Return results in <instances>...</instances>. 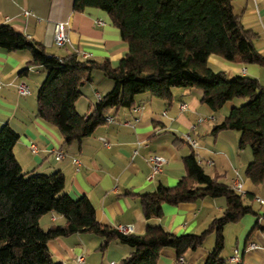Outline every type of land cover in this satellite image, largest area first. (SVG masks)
<instances>
[{"label": "trees", "instance_id": "1", "mask_svg": "<svg viewBox=\"0 0 264 264\" xmlns=\"http://www.w3.org/2000/svg\"><path fill=\"white\" fill-rule=\"evenodd\" d=\"M88 8L105 11L127 43L128 52L118 65L109 58H85L78 52L65 56L48 52L11 24H0V47L26 50L31 56L28 65L46 70L37 94V116L57 128L63 144L91 136L112 110L134 107L138 94L149 92L172 102L173 89L199 88L202 102L214 112L228 101L235 102L214 132L240 133L239 149L252 155L245 176L256 186L264 184V86L256 77L229 76L209 62L216 55L264 65V55L255 46L258 34L244 26L233 0H74V11ZM92 86L98 87V94L88 91ZM84 95L90 108L81 114L77 102ZM19 139L10 124L0 129V264H63L53 258L49 242L81 232L101 236V250L113 240L130 245L132 251L116 264H157L164 248L174 249L180 258L203 246L207 235L215 232L216 245L199 264H229L222 255L229 223L252 214L257 216L255 229L264 230L253 204L255 193L239 191L210 175L192 151L184 156L187 174L175 186L161 184L140 194L142 210L150 220L145 233H123L98 221L87 196L69 195L63 173L25 172L14 151ZM206 197L224 198L226 204L222 215L202 233L174 234L152 221L163 216L164 204ZM49 212L62 215L65 222L42 228L40 218Z\"/></svg>", "mask_w": 264, "mask_h": 264}, {"label": "crops", "instance_id": "2", "mask_svg": "<svg viewBox=\"0 0 264 264\" xmlns=\"http://www.w3.org/2000/svg\"><path fill=\"white\" fill-rule=\"evenodd\" d=\"M73 4L74 0H0V24H11L32 41L42 43L48 52L65 56L85 51L92 53L93 58H109L114 66L118 65L127 54L128 45L108 14L97 8L77 12ZM233 6L244 26L258 34L255 46L264 55V0H233ZM59 21H69L70 42L64 47L54 42V26ZM30 57L26 50L9 51L0 47V129L10 124L20 134L14 151L25 172L63 173L66 192L73 198L87 196L101 224L117 228L133 225L132 233H145L150 220L142 210L140 194L152 192L161 184L175 186L187 174L184 156L192 151L197 153L210 175L229 184L239 175L243 192L252 191L264 198V184L256 186L245 176L252 155L247 149H239L240 133L232 129L214 132L215 125L235 105L234 101H228L221 110L214 112L202 102L203 91L199 88L173 89L172 102L144 92L137 95L134 107L112 110L107 122L99 125L91 136L66 145L57 128L37 116L36 89L44 81L46 72L41 67L29 66ZM209 62L229 76L256 77L264 86V65L227 61L216 55H212ZM33 74L38 80L35 92L31 86V94L21 96L19 82H28L27 78ZM88 91L99 93L97 86L89 87ZM32 96L35 98L31 100ZM79 102L83 101L77 102L80 112ZM86 102L82 109L88 113L90 99ZM181 103H186L187 107L182 109ZM103 138L109 143L105 144ZM32 144L36 145V152ZM55 150L63 151L64 157L57 159ZM154 154L165 157L167 163L150 179V157ZM74 158L80 162L78 170ZM254 203L261 206L258 209L260 224L264 226V205L256 200ZM225 204L224 198L210 197L178 205L164 204L163 216L152 221L174 234H199L214 218L222 215ZM64 222V217L56 212L40 218L44 229ZM256 223L257 216L247 214L226 226L225 232L229 226L235 229L236 246L224 249L226 254L222 255L229 259L236 250L240 253V260H229V264H264V230L255 229ZM216 241V233H209L203 246L183 256V264H199L206 260ZM101 243V236L81 232L51 240L49 249L53 258L63 264H76L74 258L80 253H85V264L118 263L119 260L106 257L104 250L99 249ZM251 243L258 247L250 249ZM111 246L120 249L123 257L132 251L130 245L120 240H113L109 248ZM157 264L180 262L174 249L164 248Z\"/></svg>", "mask_w": 264, "mask_h": 264}, {"label": "built area", "instance_id": "3", "mask_svg": "<svg viewBox=\"0 0 264 264\" xmlns=\"http://www.w3.org/2000/svg\"><path fill=\"white\" fill-rule=\"evenodd\" d=\"M28 13V12H27ZM30 38V36H29ZM54 42L58 47H64L70 42V33H69V21H59L55 23L54 26ZM81 55L85 58L91 57L92 53H88L85 51L81 52ZM2 88V81L0 77V89ZM18 93L21 96H28L31 93V87L29 83L25 80H21L18 84ZM180 107L182 109H185L187 107L186 103H181ZM105 141V144L109 143V140L107 138H103ZM193 144L195 145L196 142L193 141ZM32 150L34 152L37 151V147L35 144L31 145ZM55 156L57 159H62L64 157V152L61 150H55ZM74 162L77 166V170L79 169V160L77 158H74ZM150 162L152 164V173L150 174L149 178L152 179L155 174L160 172L162 170V167L167 163V159L161 155L154 154L150 157ZM234 188H236L239 191H243L244 185L243 182L240 180L239 175H237L236 179L234 180L233 184ZM255 200L259 202L260 204L264 205V198L260 196H256ZM118 229L123 232V233H131L134 230L133 225H120ZM258 245L256 243H251L249 248L254 249L257 248ZM231 262H238L240 260V253L238 250L234 252V254L229 258ZM74 261L76 264H85L86 263V256L85 253H80L78 254L75 258ZM180 264H183L184 258L181 256L179 258ZM110 264H116L115 262H111Z\"/></svg>", "mask_w": 264, "mask_h": 264}, {"label": "rangeland", "instance_id": "4", "mask_svg": "<svg viewBox=\"0 0 264 264\" xmlns=\"http://www.w3.org/2000/svg\"><path fill=\"white\" fill-rule=\"evenodd\" d=\"M42 68V67H41ZM42 69H44V68H42ZM41 69V70H42ZM34 71V70H33ZM44 71V70H43ZM45 72H46V70H45ZM46 76H47V72H46ZM28 79V83H29V85H30V87L32 86V88H33V90H34V92H35V88H36V86H37V83H38V80L36 79V76H34V74H33V77H31V78H27ZM37 82V83H36ZM39 91V89H36V93H38V91ZM31 94V93H30ZM29 94V95H30ZM28 95V96H29ZM35 98V96H32L30 99L32 100V99H34ZM87 98H88V96H82L80 99L83 101V102H79V108H80V110H82V111H80L79 113H81V114H85L87 111H86V109H82V108H84L83 106H84V103H85V106H86V104H87V102H86V100H87ZM36 103H37V94H36ZM243 102V100L242 101H240V103H242ZM86 108V107H85ZM254 207L258 210L259 208L261 209V206L259 205V204H257V203H254ZM230 227V226H229ZM229 227H228V229L226 230V232H225V238H226V246H225V249L226 250H228L229 248L230 249H233L235 246H236V241H235V229H229ZM226 250H224L223 252H222V254H226ZM104 253H105V255H106V257H108V258H112V259H115V260H119V261H121V259L123 258V253H122V251L120 250V249H115L114 248V246H111L110 248L108 247L106 250H104ZM100 255H101V253H100ZM118 261V262H119Z\"/></svg>", "mask_w": 264, "mask_h": 264}]
</instances>
